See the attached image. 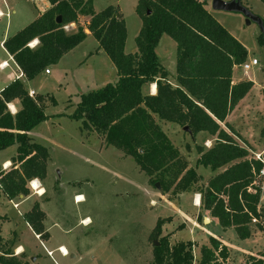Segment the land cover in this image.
<instances>
[{
  "label": "trees",
  "instance_id": "16d2710c",
  "mask_svg": "<svg viewBox=\"0 0 264 264\" xmlns=\"http://www.w3.org/2000/svg\"><path fill=\"white\" fill-rule=\"evenodd\" d=\"M259 1L264 5V0ZM47 2L50 8L46 12L2 44L25 80L31 81L58 65L64 55L81 44L87 34L78 19L89 17L86 30L108 56L118 78L81 94L70 119L131 157L150 184L160 185L163 194L195 190L201 181L196 172L199 166L211 172L223 169L197 188L202 209L223 229L234 228L241 240L251 236V218H256V228L261 229L257 210L260 189L252 182L253 172L258 173L262 164L250 158L246 143L226 123L227 116L253 87L249 80L233 83L234 69L246 61L247 50L213 19L207 1L137 0L135 13L141 28L134 40L136 51L129 54L124 50L125 22L117 8L108 6L94 12L92 0ZM71 24L76 25L75 30L64 29ZM162 36L176 45L175 87L169 83V74L155 51ZM34 41L37 44L30 47ZM257 43L264 48L263 34L259 33ZM146 84H155L154 95L142 93ZM15 100L19 101V110L12 115L7 105ZM46 119L41 105L28 96L23 81H13L1 91L0 151L16 146L11 166L6 171L0 166V194L7 201L27 197L28 182L46 177L48 152L28 136ZM157 121L187 127L192 141L204 134L205 140L211 138L213 143L209 148L195 146L197 158L190 167ZM261 137L264 139V126ZM23 219L39 239H48L45 215L37 203ZM161 224L157 221L153 238L159 237ZM209 243L210 247H200L198 264L226 261V248L214 238ZM193 246L190 241L170 245L167 237H161L158 246L152 244L148 264H193ZM0 264H24L13 255V242L1 236ZM247 264L264 261L250 257Z\"/></svg>",
  "mask_w": 264,
  "mask_h": 264
},
{
  "label": "rangeland",
  "instance_id": "374dc122",
  "mask_svg": "<svg viewBox=\"0 0 264 264\" xmlns=\"http://www.w3.org/2000/svg\"><path fill=\"white\" fill-rule=\"evenodd\" d=\"M10 1L15 14L9 18H0V62L8 60L1 44L3 39L13 36L33 22L25 19L30 9L34 10L31 1ZM204 1H207V11L213 19L246 48V63L249 64L253 59L258 63L246 73L240 68L236 70L240 78L252 81L256 88L250 93L251 103L248 107L240 109L231 119H236L233 122L237 132L259 151L263 146L260 132L264 125V48L257 43L259 28L255 22L247 25L242 14L212 10V0ZM34 2L38 8V0ZM115 3H118L125 22V53H134V40L141 28V20L135 13L137 0H94L93 10L100 12ZM241 3L251 14L264 21V5L259 0H241ZM0 5L4 10L1 0ZM87 21L84 17L78 24L84 28ZM34 46L31 43V47ZM95 49L96 41L90 37L64 55L58 65L49 67L50 75L44 71L25 84L27 89L33 88L39 93L32 99L41 105L47 116L46 121L30 131L28 136L34 143L45 147L48 159L46 177L42 181L38 180L43 190L40 197L28 190L27 197L10 202L0 194V227L10 221L8 218L17 217L12 220L13 226H3L1 233L4 239L13 242V255L21 263L148 264L152 259L155 239L158 242L159 238L167 237L170 245L174 243L170 233L164 235L162 232V227H168L173 219L167 230L181 228L178 231L183 240L205 243L207 239L206 233L191 231L190 225L182 228L185 220H182L181 215L193 216L198 212L190 194L173 190L163 194L160 185L157 189L154 184H150L148 177L139 171L131 157L107 145L94 132L83 129L80 122L70 119L81 94L115 81L109 58L103 51L96 54ZM155 51L160 64L169 74L168 81L176 86L175 43L168 36H162ZM8 73H13L14 78L18 74L13 65L0 70V89L9 84L6 78ZM157 124L188 165L193 167L197 158L195 146L203 145L207 148L205 135L198 134L192 141L175 124L159 121ZM15 150L16 146H11L0 151V164L14 156ZM259 184L264 188V179ZM78 195L84 200L77 202ZM36 203L45 215L43 225L50 235L48 240L35 239L25 222L17 216L23 213L22 217ZM13 205H19V209ZM260 209L264 220V199ZM85 220L89 222L85 223ZM157 221L162 222L161 232L159 237L153 238L152 231ZM198 222L201 224L200 218ZM203 224L209 236H215L217 229L212 224ZM225 238L230 239L228 242L231 243H241L236 235L235 239L230 235ZM261 238L264 242V236ZM17 243L27 255L17 253ZM199 243H194L193 264L199 261ZM61 246L66 249L67 255L59 252ZM49 252H52L51 256ZM32 259L35 260L32 262ZM238 262V258H231L230 264Z\"/></svg>",
  "mask_w": 264,
  "mask_h": 264
},
{
  "label": "crops",
  "instance_id": "0c3cea01",
  "mask_svg": "<svg viewBox=\"0 0 264 264\" xmlns=\"http://www.w3.org/2000/svg\"><path fill=\"white\" fill-rule=\"evenodd\" d=\"M32 2L33 6H34V10L30 9V12H29V15L25 17L26 21H34L36 20L38 17H40L44 12H46L49 8H50V4L47 2V0H38V3H39V7L37 8L36 7V3L34 2L35 0H29ZM2 4H3V7H4V10L2 9V5H0V18H3V17H6V18H9L11 16V14H15L14 13V10L13 9V4L10 0H1ZM109 6H113L115 8L118 9L119 13L122 15V12H121V9L119 8V5L118 3H115V5H109ZM94 7V0H92V8ZM108 7V6H107ZM105 9V8H104ZM95 12V11H94ZM84 17H79L78 19V22H81V20L83 19ZM88 21H87V24L89 22V17H85ZM86 24V25H87ZM75 27L76 25L75 24H71L68 26V29L71 31L75 30ZM85 29V32L87 34L86 38L84 41L88 40L91 36V34L86 30V26L84 27ZM9 38V37H8ZM93 38V37H92ZM7 39V38H6ZM6 39H3V41L1 42V44H3V42L6 40ZM95 40V39H94ZM83 41V42H84ZM96 41V40H95ZM4 49V48H3ZM73 51V50H72ZM100 51V49H98V43L96 42V49H95V53L98 54ZM6 52V51H5ZM6 55L8 57V60H3L0 62V65L2 63H7V68L11 65L14 66V68L16 69V72L19 73V69L17 68V66L14 64L12 58L7 54L6 52ZM108 57V56H107ZM111 64V68L115 74V81L117 80V73H116V69L114 68V66ZM5 68V69H7ZM5 69H2L0 68V70H5ZM238 71H236V69H234V72H233V83H238L240 81H243V80H248L247 78L244 79V78H240V75H238L237 73ZM45 73V72H44ZM237 73V74H236ZM46 75H50L51 73H45ZM18 75V74H17ZM6 78L10 81L9 84L11 82H13V79H14V76H13V73H8L6 75ZM22 79H25L24 77ZM21 79V81H22ZM32 81V80H31ZM114 81V82H115ZM250 81V80H249ZM26 82H29L27 80H23V84H24V87L25 89L29 92V91H33L34 92V95L35 94H39L37 91H35L33 88L31 89H27L25 84ZM252 82V81H251ZM170 83V82H169ZM253 83V82H252ZM8 84V85H9ZM104 82L101 84L103 86ZM171 84V83H170ZM172 86L175 87V85L171 84ZM153 86H154V89H153ZM256 88V85L253 83V87L252 89L250 90V92L239 102V104L236 106V108L227 116L226 118V123L229 124L230 126L233 127V129L236 131V133L239 135V137L241 139H243V141L246 143V146L247 148L249 149V156L250 158L251 157H255L256 155H262L263 152H264V139L261 137L260 140H262V147L259 148V151H256L255 148L250 144V142L244 138V136H241L240 133L237 132V130L235 129L234 127V122L235 120H232L234 119L235 115L238 113V111L240 109H246L248 107V105L251 103V97H250V93L251 91H253L254 89ZM142 89H145L146 92H144V90H142V93L144 95H154L156 93V86L155 84H146L143 86ZM3 89L1 88L0 89V93ZM154 90V91H153ZM263 92V91H262ZM10 106L14 109L15 112H17L19 110V101L15 100L13 102H10ZM233 117V118H232ZM232 118V119H231ZM238 118V117H237ZM264 126V125H263ZM223 127V125H222ZM263 128V127H262ZM260 135H261V132H260ZM206 147L209 148L211 147L212 143H213V139L211 138H207L206 140ZM240 142V140H237ZM241 143V142H240ZM241 145H243L241 143ZM15 155H16V150H15ZM14 156H11L10 158H7L5 159L1 164L0 166L2 165H5V166H11V160ZM194 165H195V162H194ZM193 165V167H194ZM190 167H192L191 165H189ZM209 169H206V168H203L201 166L197 167L196 168V172L197 174L199 175V177L202 179L198 184V187L197 188H202L203 186H205L207 184V181L212 178L213 176H215L216 174L220 173L223 169H220V170H217L216 172H211L209 170V172H207ZM262 179H264V177H259L255 180H253L252 182V185L253 186H256L260 189V199H259V203H258V206H257V210L258 212L260 213V218H259V221H258V224L262 227L261 229H258L256 228V223H250V229H251V236L248 238V239H245V240H241L238 239L241 241V243H231V242H228V240L230 239H226V235H230L231 237H233L235 239V235L237 236L236 234V231L234 230V228L230 227V228H227V229H223L219 223H218V220L216 218H213L210 216L209 212L202 209L201 207V201H200V194L198 193L199 191H197V188L195 187V190L191 191V192H181V193H188L192 196V200H193V206L198 210L197 213H195L193 216H189V215H186V214H183L181 215V218L182 220H185L182 224L184 225V227L182 228H185V226L187 225H190L191 226V231H197V232H202V233H206L207 234V239L205 241V243H199L197 241H193V240H183L182 238L179 237V233L180 231H178V229H181V228H177V229H174L172 228L171 231H168L167 229L170 227L169 225L173 223L174 219L172 222H169L168 223V227H162V232L164 233V235H167V234H171L172 238L171 240H173V244L174 245L175 243L177 242H187V241H190L192 242L193 244L194 243H199V259H200V247L201 246H208L210 247V243H209V239L210 238H214L215 240H217L219 243H220V247L221 246H224L228 252V258L226 259V261L222 262V264H230L231 262V258L232 260L235 259V258H238L239 259V262L238 264H247L248 262V259L250 257H253L255 259H262L264 261V242L262 240L261 237L264 236V220H263V215L261 213V209H260V206H261V202L263 201L264 199V188L261 186V184H259ZM24 197L20 196L18 198L19 199H22ZM196 199L199 200V204H196ZM16 200V199H15ZM14 201V200H13ZM11 202V201H10ZM153 204V203H152ZM16 209H19V205L17 206ZM31 209V208H30ZM43 212V211H42ZM27 213V212H26ZM23 214V213H22ZM21 213L18 214L17 216L24 221L23 219V216L21 217L22 215ZM25 214V213H24ZM5 216V215H4ZM8 218V216H6ZM176 217V215H175ZM174 218V217H173ZM201 219V224L198 222V219ZM10 221L8 222H5L2 227H0V236L4 239L2 233H1V229H2V232H3V226L5 225H12V220H16V218L14 217H10L8 218ZM205 219H207L208 222H205ZM252 219V218H251ZM256 219V218H255ZM25 222V221H24ZM204 223H208V224H212L216 229H217V233H215V236H209V233L207 232V229L206 228H203L202 225ZM181 224V225H182ZM25 225L26 227L31 231V233L34 235L35 239H38V240H41L38 238V236H36L33 231L31 230V228L29 227V225L25 222ZM13 226V225H12ZM10 230V229H9ZM11 230H15V229H11ZM46 230V229H45ZM48 230H46L47 232ZM48 233V232H47ZM205 234V235H206ZM163 235V236H164ZM49 233H48V239H49ZM47 239V240H48ZM6 240V239H5ZM18 236L16 238V241L18 242ZM7 241V240H6ZM63 247V246H61ZM194 248V246H193ZM15 249L18 252H21L23 255L26 254V251L24 250V248L19 245V243L16 244L15 246ZM63 249H65L63 247ZM19 250V251H18ZM66 250V249H65ZM36 259V258H35ZM34 259V260H35ZM33 262V261H32ZM199 262V261H198ZM233 264V263H232Z\"/></svg>",
  "mask_w": 264,
  "mask_h": 264
},
{
  "label": "built area",
  "instance_id": "2783aa9c",
  "mask_svg": "<svg viewBox=\"0 0 264 264\" xmlns=\"http://www.w3.org/2000/svg\"><path fill=\"white\" fill-rule=\"evenodd\" d=\"M64 29H65V30H68V26L65 27ZM32 43H34L35 45L37 44L36 41H34V42H32ZM29 46L31 47V44H29ZM256 65H258V63H257V61H256L255 59H253V60H251V62H250L249 64L246 63V61H245V62L240 66V69H241L244 73H246L249 69H251V67L256 66ZM0 68H2V69L7 68V63H5V62L2 63V64L0 65ZM46 73H49V71H46ZM23 77H24L23 74H22V73L20 72V70H19L18 75L13 79V81L20 80V79H22ZM28 96H29L30 98H33V96H34V92H33V91H29V92H28ZM7 108H8L9 112H10L12 115L15 114V111L11 109V107H10L9 104L7 105ZM254 159H255L256 161H259V162L262 164V167H261V169L258 171V173H254V172H253L254 180H255V179L259 178V177H264V159L261 158V155H256V156L254 157ZM2 168L4 169V170L2 169L3 171H6V170H7V169H6L7 166H5V165H2ZM27 188H28L29 191H31V193H32L33 195H36V196H38V197H40V196H41V193L43 192V190L40 188V183L38 182L37 179H33V180H31L30 182H28V184H27ZM17 206H18V205H13L14 208H17ZM251 221H252V223H256V222H257V220H256L255 218H252ZM59 252H61V254L64 255V256L67 255V251H66V250L63 251L62 248L59 249ZM51 254H52V252H49V253H48V255H50V256H51Z\"/></svg>",
  "mask_w": 264,
  "mask_h": 264
},
{
  "label": "water",
  "instance_id": "95a60500",
  "mask_svg": "<svg viewBox=\"0 0 264 264\" xmlns=\"http://www.w3.org/2000/svg\"><path fill=\"white\" fill-rule=\"evenodd\" d=\"M211 9L215 11H224V12H235L242 14L245 17L246 24L249 25L251 22H255L259 28L260 34L264 35V26L263 21L257 17L251 14L241 3V0H231L228 2H224L222 0H212L211 1ZM57 23L61 22L60 18H57ZM184 132L188 131V128H183ZM155 187L159 189V184L156 183ZM205 222H208L207 219H205ZM78 229V228H77ZM154 246H158V242L156 239L153 241ZM34 261V259H32Z\"/></svg>",
  "mask_w": 264,
  "mask_h": 264
},
{
  "label": "bare ground",
  "instance_id": "6f19581e",
  "mask_svg": "<svg viewBox=\"0 0 264 264\" xmlns=\"http://www.w3.org/2000/svg\"><path fill=\"white\" fill-rule=\"evenodd\" d=\"M153 89H154V86H153ZM153 91H154V90H153ZM83 200H84V199H83L82 196H80V195L77 196V200H76L77 202H81V201H83ZM196 204H199V200H198V199H196ZM84 222L87 223V222H89V220H85ZM62 250L65 251V249H63V247H62ZM18 251H19V250H18Z\"/></svg>",
  "mask_w": 264,
  "mask_h": 264
}]
</instances>
